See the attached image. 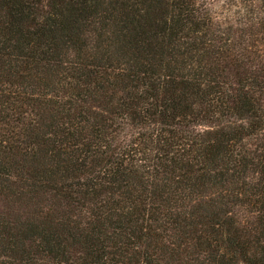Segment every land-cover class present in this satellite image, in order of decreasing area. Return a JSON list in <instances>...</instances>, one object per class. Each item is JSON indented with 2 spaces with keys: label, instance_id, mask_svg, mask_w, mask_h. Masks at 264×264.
<instances>
[{
  "label": "trees",
  "instance_id": "16d2710c",
  "mask_svg": "<svg viewBox=\"0 0 264 264\" xmlns=\"http://www.w3.org/2000/svg\"><path fill=\"white\" fill-rule=\"evenodd\" d=\"M230 3L0 0V264H264V0Z\"/></svg>",
  "mask_w": 264,
  "mask_h": 264
},
{
  "label": "rangeland",
  "instance_id": "374dc122",
  "mask_svg": "<svg viewBox=\"0 0 264 264\" xmlns=\"http://www.w3.org/2000/svg\"><path fill=\"white\" fill-rule=\"evenodd\" d=\"M213 7L221 17L225 15H233L236 10V7L231 5L230 0H214Z\"/></svg>",
  "mask_w": 264,
  "mask_h": 264
}]
</instances>
